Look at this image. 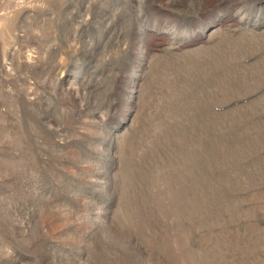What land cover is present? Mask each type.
Listing matches in <instances>:
<instances>
[{
  "label": "rangeland",
  "instance_id": "obj_1",
  "mask_svg": "<svg viewBox=\"0 0 264 264\" xmlns=\"http://www.w3.org/2000/svg\"><path fill=\"white\" fill-rule=\"evenodd\" d=\"M0 264H264V0H0Z\"/></svg>",
  "mask_w": 264,
  "mask_h": 264
}]
</instances>
